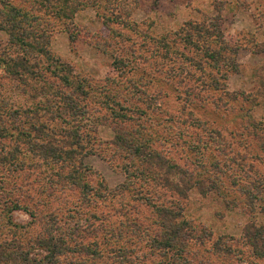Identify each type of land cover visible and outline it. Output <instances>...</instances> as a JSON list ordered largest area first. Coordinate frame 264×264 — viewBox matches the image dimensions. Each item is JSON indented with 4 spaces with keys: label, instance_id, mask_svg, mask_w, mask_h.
<instances>
[{
    "label": "rangeland",
    "instance_id": "rangeland-1",
    "mask_svg": "<svg viewBox=\"0 0 264 264\" xmlns=\"http://www.w3.org/2000/svg\"><path fill=\"white\" fill-rule=\"evenodd\" d=\"M39 4L0 0V56L6 24L32 17L50 33L54 60L95 88L93 122L81 141L64 138L71 159L34 155L20 116L43 84L23 85L0 67V245L32 244L50 229L79 253L113 254L62 262L180 264L157 247L167 218L190 236L182 264H264L247 237L264 226V0H109L64 17ZM193 29L207 34L206 47L182 34ZM213 51L235 67L212 68ZM129 145L158 156L143 157V170Z\"/></svg>",
    "mask_w": 264,
    "mask_h": 264
},
{
    "label": "trees",
    "instance_id": "trees-1",
    "mask_svg": "<svg viewBox=\"0 0 264 264\" xmlns=\"http://www.w3.org/2000/svg\"><path fill=\"white\" fill-rule=\"evenodd\" d=\"M101 1L103 4H101ZM107 1L109 0H40L39 5L43 8L50 7L52 8L51 13L54 12L55 15L64 17L66 14L74 16L78 8H84L86 5L95 8L103 5V8H109ZM74 5L77 6L75 7ZM59 8H63L64 10L60 12ZM23 15L21 21L18 23L16 21L13 24H6L7 29L1 28L8 33V42L3 48V56H0V67H3L14 79L23 82V85H27L28 82L33 81L37 84H43L39 90H35L34 95L32 94L33 99H39L36 107L34 109L28 108L23 110L20 116L21 119L29 121L30 128L27 132L35 135V139H30L33 141V144L32 148L29 149L32 150L34 155H39L43 158L63 161V154H65L68 156V159H71L72 157H69V154L63 151L66 148L70 149L73 143L68 144V142L63 140L64 138L82 140L80 133L82 127H85V125L89 126L88 122H93V119L90 118V111L86 101L90 95V90L93 91L95 88L90 85L88 80L78 77L71 71L68 72V68L64 67L60 60H54L49 51L50 33L45 28L42 29L40 27L35 30L32 26L34 22L33 18L27 14ZM67 18L69 19V17ZM182 34L187 35V41L193 47H206L205 39L207 38V34L203 30L193 29V32L189 34L184 30ZM173 37L174 41L171 43L175 45L177 44L176 38L181 40V33H175ZM185 45H188V43L185 42ZM164 48L167 49L165 43ZM210 55L208 60L211 61L212 68L232 69V67H235L232 58L230 59L233 62L230 59L219 58L220 53L215 51L210 53ZM49 80L58 81L59 84H55V86L50 85L52 83H49ZM212 86L214 88L218 87L215 79L212 80ZM137 92L140 98L144 96L142 90H137ZM147 96L148 94H145L144 97ZM142 102H145V100ZM115 106L121 109L118 102H115ZM110 109L114 110L115 108L111 107ZM124 109L122 108L120 111L125 112L126 110ZM132 109L135 110L137 107L135 106ZM128 112L131 113V110ZM125 115V120L131 117L127 116V114ZM68 117L70 120L66 119ZM14 119L12 118L11 125H14L17 131L21 124H18ZM56 123L60 127H57ZM64 124L66 126L65 129L61 127ZM6 126L5 123L4 127L7 128ZM17 133L21 132L18 130ZM129 142H131V139H127V144ZM119 145L123 147L124 141L121 140ZM128 147L130 149V159L137 163L140 162L142 169L145 162L143 157L149 156L150 158H155V156H158L151 151L147 152L144 147L133 148L132 145ZM164 165L166 164H163V160H161V163L154 164L158 168ZM133 170H135V167L130 166V168H127L126 173H128V176L136 178L139 174L131 173ZM141 176L144 175L141 174ZM172 220L165 218L163 220L164 223L160 224L166 231V234L164 236L158 235L160 242L157 244V247L161 248V250L169 249L168 251H173L171 254L173 256L176 254L178 262L182 264L181 261H183V256L186 255L187 243L190 236L188 234H183L182 236V230L180 231V229L183 227L174 226ZM166 225H172L173 228L169 226L167 228ZM247 237L254 253L264 258V226L255 230L254 234H248ZM61 241L54 238L50 229H44L32 244L25 245L19 243V246L17 245L16 247H14L13 243L0 245V264H8L9 262L11 264H71L73 262H62V259L67 258L69 254L94 256L99 259H110L113 255L105 256L103 250L99 253V250L91 252L88 249H84L79 253L68 248V245L61 243ZM115 260L116 258L110 264H122V262H116ZM123 264L126 263L123 262Z\"/></svg>",
    "mask_w": 264,
    "mask_h": 264
}]
</instances>
